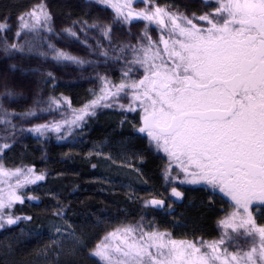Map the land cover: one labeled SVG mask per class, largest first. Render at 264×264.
<instances>
[{
    "label": "trees",
    "instance_id": "obj_1",
    "mask_svg": "<svg viewBox=\"0 0 264 264\" xmlns=\"http://www.w3.org/2000/svg\"><path fill=\"white\" fill-rule=\"evenodd\" d=\"M111 1L0 0V23L6 24L0 31V167L10 173L31 169L44 177L20 189L22 202L6 208V218L19 219L0 223V264H101L92 255L96 245L124 227L137 229V236L143 229L198 244L218 241L224 234L219 222L233 208L219 201L217 190L181 183L184 173L175 161L170 164L147 135L136 133L137 126L126 120L120 125L123 115L110 109L116 105L91 106L105 81L116 87L143 78L144 67L135 61L143 57L140 50L149 37L162 50L157 25L141 19L124 22L108 5ZM134 1V11L159 6L199 27L206 24L196 17L218 7L215 0ZM39 4L51 17L46 21L50 33H23L19 17L25 21ZM57 52L82 63L57 59ZM129 94L124 90L113 103L128 105ZM86 105L89 114L72 124ZM56 124L64 131L32 132ZM100 146L132 163L96 157ZM102 164L123 176L99 172ZM172 188L182 193L180 199L172 196ZM152 199L164 203L152 206ZM259 208L252 215L264 225V207ZM21 231L33 237L22 240ZM227 231L221 247L228 252L250 251L253 239L258 246V237Z\"/></svg>",
    "mask_w": 264,
    "mask_h": 264
},
{
    "label": "snow or ice",
    "instance_id": "obj_2",
    "mask_svg": "<svg viewBox=\"0 0 264 264\" xmlns=\"http://www.w3.org/2000/svg\"><path fill=\"white\" fill-rule=\"evenodd\" d=\"M132 2L125 0L122 6L114 7L125 21L135 18L157 25L163 53L149 37L148 46L140 50L143 57L137 56L135 61L144 67L143 78L122 82L115 92L106 91L99 99L132 89L133 103L127 110L135 111L139 101L143 115L138 131L169 157L170 164L176 162L184 173L180 182L218 189L235 209L219 222L225 231L218 241L198 244L143 229L137 236V229L124 227L97 244L92 255L101 264H264V225H258L250 211L253 202L264 204V0H216L214 11L196 17L205 27L159 6L151 11H133ZM26 15L36 23L51 18L43 4ZM19 20L28 27L24 16ZM5 29L6 24L0 23V31ZM56 57L82 63L63 52H57ZM107 88L105 81L102 91ZM98 102L93 100L91 106ZM88 107L84 114H89ZM75 119L81 120L83 115ZM52 128L59 131L60 125ZM19 174V170L10 173L0 167V176ZM43 178L25 177L17 183H35ZM172 196L180 199L182 193L172 188ZM14 201L22 202L15 192L7 203L0 198V210L10 208ZM148 203L162 206L164 202L152 199ZM17 219L9 216L6 223L15 224ZM228 229L258 237V246L253 239L250 251L228 252L221 247L224 237L229 236Z\"/></svg>",
    "mask_w": 264,
    "mask_h": 264
},
{
    "label": "rangeland",
    "instance_id": "obj_3",
    "mask_svg": "<svg viewBox=\"0 0 264 264\" xmlns=\"http://www.w3.org/2000/svg\"><path fill=\"white\" fill-rule=\"evenodd\" d=\"M124 2H125V0H113L108 5L114 10V12L116 13V15L118 17H120V19L123 20L124 22L129 23L131 21L138 20V19L132 18L129 21H125V19L123 17L119 16L117 7H114V5L122 6L124 4ZM134 2L135 1L133 0L132 4ZM124 11H125V14H126L128 10L127 9H124ZM24 23H26L28 25V27H23L22 26V31L25 34H28V33L29 34H32L34 32L35 33L42 32V33H46V34L50 33L49 32V29L47 27L46 21L43 18H41L40 23H36L30 16H28V18L24 21ZM164 33H166V32H164ZM167 35H168V33H167ZM161 47H162V50L161 51L163 52V45ZM54 56L56 57V53H55ZM165 59H167V57H165ZM60 60H62V59H60ZM125 90H128L130 92V94H129L130 101H129V104L128 105L121 107L122 104H120V103H113V100L116 99L118 95L109 96L107 99H98L99 100L98 104H100L102 106H105L106 104L107 105H110V106H107V107H111L112 104H113V106L116 105L115 109H113V108H110V109L115 110V111H118V112H120L123 115L122 116V119L120 121V125H121V123H124V120L129 121L132 126H134V125L137 126V129L136 128L134 129V131L136 133L142 134V135H146L145 133H140L138 131L139 127L142 126L141 117L143 115V110L139 107V101H136L135 102V105H134L136 107V110L135 111H128L127 110L128 106L133 103V101H132L133 90L132 89H125ZM106 91L115 92L116 91V87H108L107 89H105L102 92V94L100 95V97L104 96ZM122 92H124V91H122ZM87 111H88V109H87ZM78 115H83V119H84V117L87 114H84V112L81 111ZM133 116H137V119H134ZM83 119L76 120L74 118V121L75 122H81ZM72 124H74V123L72 122ZM68 129L69 128H67V130ZM48 130H51V131L56 132V133L57 132L60 133L63 130V128L60 127L59 128V131H56L53 128H48V129L42 128L40 132H43V131L46 132ZM32 132H36V131H32ZM95 155L98 158L111 159L114 163H117V164L128 165V164L132 163V160L131 159L128 160L121 153H115V152H113L107 146H100L97 149V151L95 152ZM99 170H100L99 172H102V173H107V174H110V175L112 174L114 176H119V175L123 176V173L120 174V172H117V171L113 170L112 167L109 166V165H107V164H102V166H101V168ZM19 173L20 174L18 176H16V175L0 176V198H2L5 201V203L8 202L9 196H10L11 193L15 192V194L19 196L20 195V189H25V187H27V185H34V184L40 183L44 179L43 178L41 180H37L35 183H24L22 185H18L17 182L18 181L25 180V177H29L30 179H33L34 180L36 176H39V175H35L32 172H29V170L27 172H21V171H19ZM125 175H128V173H125ZM217 193L220 195V197H218V199H219V201H221V203H223V204L227 203V205L230 206V207H232L233 210L235 209V205L233 204V202L228 197L224 196L223 193H220L218 189H217ZM14 202H16V201H14ZM259 207H264V204H260L259 202H253V204L250 205V211H251V213H253L254 211H255L254 213H258V211H260L259 210L260 209ZM6 208H4L3 210H0V223L3 222V221L5 222L6 219H7L6 218V215L7 214H6V211H5ZM35 236H37V234ZM18 237L21 238L22 240H25V239L32 238L33 237V234H29V233H27L25 231H21V233L19 234Z\"/></svg>",
    "mask_w": 264,
    "mask_h": 264
}]
</instances>
